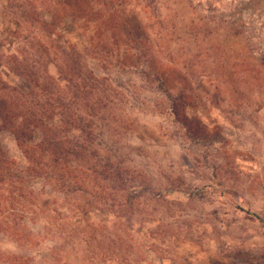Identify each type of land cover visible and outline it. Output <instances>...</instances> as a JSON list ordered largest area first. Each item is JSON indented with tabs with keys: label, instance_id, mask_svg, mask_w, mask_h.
Wrapping results in <instances>:
<instances>
[{
	"label": "rangeland",
	"instance_id": "rangeland-1",
	"mask_svg": "<svg viewBox=\"0 0 264 264\" xmlns=\"http://www.w3.org/2000/svg\"><path fill=\"white\" fill-rule=\"evenodd\" d=\"M41 89L90 128L32 171L0 125V264H264V0H0V93Z\"/></svg>",
	"mask_w": 264,
	"mask_h": 264
},
{
	"label": "trees",
	"instance_id": "trees-1",
	"mask_svg": "<svg viewBox=\"0 0 264 264\" xmlns=\"http://www.w3.org/2000/svg\"><path fill=\"white\" fill-rule=\"evenodd\" d=\"M61 46L64 47L61 48ZM57 47L61 48L64 55L63 71L68 75L65 81L69 83L70 90L67 93L68 98L73 97L75 101L85 98L87 103H91L89 108L93 111L89 95H93L97 82L100 81V84H103V78H100L92 69L82 67L77 47L72 45ZM82 70L85 71V75L81 74ZM33 87H36V80ZM33 91L28 92L29 100L26 97L28 93L25 95L24 92H20L11 101L4 91L0 93V125L11 128L17 146L27 155L28 163L25 169L35 170L34 159L30 158L28 151L30 155H33L35 149H41L42 145H46L51 162L62 164L65 159L70 158L77 165V158L84 151V141L79 134L69 137V130L82 131L90 128L81 123L80 110H78L81 108L80 105L73 104L75 101L64 103L57 97L50 101L53 93L42 89L39 95L44 97V103H39L34 99Z\"/></svg>",
	"mask_w": 264,
	"mask_h": 264
}]
</instances>
